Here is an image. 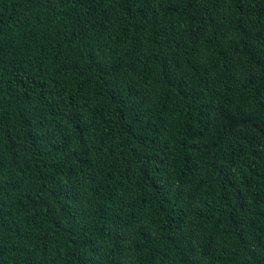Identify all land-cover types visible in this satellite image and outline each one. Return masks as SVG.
<instances>
[{
    "label": "trees",
    "instance_id": "1",
    "mask_svg": "<svg viewBox=\"0 0 264 264\" xmlns=\"http://www.w3.org/2000/svg\"><path fill=\"white\" fill-rule=\"evenodd\" d=\"M0 264H264V0H0Z\"/></svg>",
    "mask_w": 264,
    "mask_h": 264
}]
</instances>
